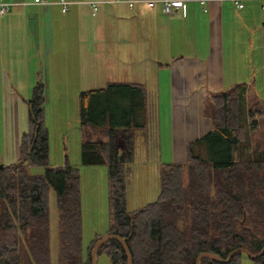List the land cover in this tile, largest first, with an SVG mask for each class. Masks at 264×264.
Instances as JSON below:
<instances>
[{
	"label": "trees",
	"instance_id": "16d2710c",
	"mask_svg": "<svg viewBox=\"0 0 264 264\" xmlns=\"http://www.w3.org/2000/svg\"><path fill=\"white\" fill-rule=\"evenodd\" d=\"M250 91L248 84L238 83L207 96L204 112L211 129L188 142L186 162L160 165L158 198L132 211L127 208L129 164L135 158V130L146 125L137 122L142 110L148 120L147 91L143 84L128 81L82 91V164L108 167L109 205L108 229L84 249L80 170L68 162L49 164L45 83L39 79L26 101L28 128L19 157L0 164V264H52L51 189L61 223L58 264H91L95 242L107 234L127 241L133 264H195L202 252L227 258L239 247L259 253L264 246V147L252 136L256 120L241 121ZM117 100L123 105L113 104ZM120 138L126 142L123 148ZM202 143L208 157L195 151ZM31 166H42L44 172L32 173ZM103 253L111 264L128 263L117 239L103 242L97 257ZM244 254L253 264H264V251L250 256L241 250L230 260L203 257L200 264H243Z\"/></svg>",
	"mask_w": 264,
	"mask_h": 264
},
{
	"label": "rangeland",
	"instance_id": "374dc122",
	"mask_svg": "<svg viewBox=\"0 0 264 264\" xmlns=\"http://www.w3.org/2000/svg\"><path fill=\"white\" fill-rule=\"evenodd\" d=\"M103 5L111 7L112 12L104 17H99V14L96 17L89 15L88 21L84 22L86 24L84 28H81L80 24L70 23L68 27L62 26L59 29L56 19V49L54 55L50 58L52 65L48 67L47 58H45L43 53L40 57L43 58V60L40 59L43 65L42 67L40 66L39 75L24 76V79L26 77L29 79L30 77L35 80L36 77L37 80L40 79L45 83L46 102L44 115L45 126L49 132L50 166H63L68 162L73 166H77L80 170L85 246H88V242L94 237L95 229L97 232L100 231L99 233L108 229L109 205L108 167L106 165L82 164L81 150L85 131L81 124V92L105 87L107 81L129 79V76L126 75L132 70L133 72L142 71L145 73V68H148L147 64L151 63V59H130V55L127 56L126 51L123 49L124 46L128 45L130 38L134 37L136 39L135 46L139 51H145L146 56L151 57L153 53L157 55L154 51V46L157 41L156 37L161 35L159 36L160 54L162 59H164L163 55L169 47L175 52L179 48L186 50L188 43H186L185 37L191 35V30H186L182 25L170 28L164 22H160L157 27L148 26V22L152 19L145 16L142 12L137 14V8H131L126 3H108ZM116 7L123 8L121 10L123 13L117 12ZM80 33L86 34V36H96L98 39V57L93 58L86 53L83 55L84 61L91 63L92 67H85L82 70V74H78L75 68L77 50L74 52L71 41L67 39V48L61 51L58 50L60 41L62 43L65 37L76 36ZM67 63L69 66H67ZM150 68L151 64L149 70H151ZM168 68L169 71H161V85L164 84V86L160 92V123H155L156 117L150 107L151 105L148 107L147 122H145L146 117L143 110L137 118L138 124L146 123V125L145 128L138 127L135 130L137 135L134 148L135 158L129 164L130 175L127 186V208L129 211L139 209L158 198L161 189L159 168L162 163L187 161L185 133L183 131L177 132L178 129L184 127L182 124L183 114L178 117V111L183 109L182 105L178 104V102H181L180 92L173 89L171 82L170 86L169 83H165L174 71V69L171 70V67ZM152 75L154 74L152 73ZM15 78V75L8 76L0 73V164L2 160L5 162L1 151L5 149L6 135L8 136V142L10 140L15 142L22 129L23 120H25L22 116V103H20L21 106L9 107L14 102L10 98L8 99L7 90L10 91L11 95H13L15 90L10 88L8 79L11 83H14L13 80ZM21 88H17L19 93L24 98L25 94L29 98L32 89L28 92ZM147 94L148 103L156 104L157 92L147 91ZM245 96L241 110V121L251 124L253 120H256L257 127L254 129L252 136L256 143L259 141L264 147V104L261 100V92L251 89L249 94ZM169 101H174L175 106H169ZM113 104L123 105V103H119V100ZM10 108L12 109L13 117L8 122L7 113H10ZM6 124L8 128H6ZM172 132H174L175 138H172ZM98 137L102 136L98 135ZM118 142L119 146L124 147L126 145L124 138H120ZM195 151L203 157L209 156L205 143L196 144ZM30 171L32 173H42L44 172V167L31 166ZM48 201L52 264H58L60 249L58 234L60 233L61 223L59 222L60 214L54 189L49 192ZM97 264H111V262L103 253L97 259ZM243 264H252L251 259L245 254L243 255Z\"/></svg>",
	"mask_w": 264,
	"mask_h": 264
},
{
	"label": "crops",
	"instance_id": "0c3cea01",
	"mask_svg": "<svg viewBox=\"0 0 264 264\" xmlns=\"http://www.w3.org/2000/svg\"><path fill=\"white\" fill-rule=\"evenodd\" d=\"M0 1L13 4L8 13L0 16V73L16 76L14 83L8 79L10 88L15 90L11 95L6 89L8 99L14 102L9 107L21 106L20 103H22V116L25 118L15 142L11 140L8 142L6 135L5 149L2 146L4 150L1 151L5 162L2 160L1 163L8 164L18 159L21 138L28 128V104L26 102L28 96L25 94L24 98L17 88L22 87V90L30 92L38 80L36 77L35 80L30 77L24 79V76L39 75L40 66L43 65L40 61L43 58L40 57L43 53L47 58L48 67L52 65L50 58L56 49L55 20L57 19L59 29L62 26L68 27L70 23L80 24L81 28H84L86 27L84 22L88 21L89 15L96 17L99 14V17H104L112 12V8L101 5L99 11L93 14L92 8L86 3L91 0H73L76 3L63 13L61 5L57 3L42 5L36 3L35 0ZM48 1L56 2L57 0ZM135 7L137 14L142 12L152 19L148 22V26L157 27L160 22H164L170 28L182 25L186 30H191V35L185 37L188 43L186 50L179 48L175 52L169 47L163 55L164 59L160 54L159 36L161 35L156 37L157 41L154 46L157 55L153 53L151 57H147L145 51L138 50L134 37L130 38L128 45L123 47L127 56L130 55L132 60L151 59V63L147 64L148 68H145V73L132 70L126 75L129 79L124 78L121 81L140 83L144 85L146 91L157 92L156 104H149L156 117L155 123H160L161 119L160 92L164 86V84L161 85V71H169L168 67L174 71L165 83H169L170 86L171 82L173 89L180 92L181 102L178 104H181L183 109L178 111V117L183 114L184 127L178 129L177 132L185 133L186 144L203 136L211 129V119L204 112L205 100L210 93L227 90L238 83H246L250 90L261 92V100L264 104L263 0H243L242 8H238L234 0H211L207 4V10L199 1L189 0L185 10H179L171 15L164 13L160 5L149 7L143 3ZM115 9L123 13L121 11L123 8L116 7ZM67 39L73 44L74 52L77 50L75 68L78 74H82L85 67H92L91 63L84 61L83 55L86 53L93 58L98 57V39L96 36H86L82 33L65 37L62 43L60 41L59 51L67 48ZM150 64L151 70H149ZM67 66H69L68 63ZM108 82L111 81H107L106 84ZM169 106H175L174 101H169ZM12 117L11 109L10 113H7V121L10 122ZM6 128H8L7 124ZM173 133L172 138H175ZM94 231L95 237L100 231L97 232L96 229ZM83 242L86 245L85 239Z\"/></svg>",
	"mask_w": 264,
	"mask_h": 264
},
{
	"label": "built area",
	"instance_id": "2783aa9c",
	"mask_svg": "<svg viewBox=\"0 0 264 264\" xmlns=\"http://www.w3.org/2000/svg\"><path fill=\"white\" fill-rule=\"evenodd\" d=\"M189 0H91L86 2L93 10V14L99 10L100 6L103 4L111 3H126L129 7L134 8L139 4L146 3L149 7H155L160 5L162 11L168 15H171L179 10H185L186 3ZM199 1L205 10H207V4L211 0H196ZM238 8L243 7V0H234ZM36 3L42 5H50L52 3H57L61 5L62 12L65 13L69 10L70 6L76 3L73 0H57L56 2H49L48 0H35ZM264 3V0H263ZM12 3L0 1V16L5 15L11 10Z\"/></svg>",
	"mask_w": 264,
	"mask_h": 264
},
{
	"label": "water",
	"instance_id": "95a60500",
	"mask_svg": "<svg viewBox=\"0 0 264 264\" xmlns=\"http://www.w3.org/2000/svg\"><path fill=\"white\" fill-rule=\"evenodd\" d=\"M121 146V145H120ZM123 148V146H121ZM117 239L121 242L125 252H126V255H127V258H128V263L127 264H133V259H132V254H131V251H130V248L128 246V243L127 241L120 235L118 234H107L103 237H101L100 239H98L93 248H92V252H91V264H97V251H98V248L99 246L105 242L106 240H109V239ZM244 251L246 252L248 255L250 256H256V255H259L261 254L263 251H264V246L262 247L261 251L257 254H253L251 253L248 249L246 248H242V247H239V248H236L234 250H232L227 258H223L220 254H217V253H209V252H202L198 255L197 259H196V262L195 264H200V261L203 257H208V258H211V259H214V260H220V261H223V260H230L231 256L233 255V253H235L236 251Z\"/></svg>",
	"mask_w": 264,
	"mask_h": 264
}]
</instances>
